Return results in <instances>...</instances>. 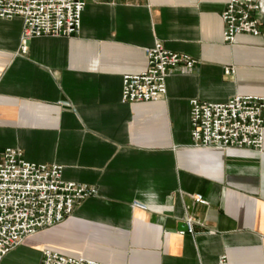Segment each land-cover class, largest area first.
Masks as SVG:
<instances>
[{
  "label": "crops",
  "instance_id": "crops-1",
  "mask_svg": "<svg viewBox=\"0 0 264 264\" xmlns=\"http://www.w3.org/2000/svg\"><path fill=\"white\" fill-rule=\"evenodd\" d=\"M229 1L89 0L78 34L32 38L26 53L23 19H0V148L98 190L2 264H41L46 249L104 264H264V147L191 136L192 99L264 97V0L261 35L234 44ZM158 41L197 67L173 71L158 101L123 103L124 76L147 69Z\"/></svg>",
  "mask_w": 264,
  "mask_h": 264
},
{
  "label": "built area",
  "instance_id": "built-area-1",
  "mask_svg": "<svg viewBox=\"0 0 264 264\" xmlns=\"http://www.w3.org/2000/svg\"><path fill=\"white\" fill-rule=\"evenodd\" d=\"M89 0H0V19H23L22 52L36 37H71L80 32ZM224 40L234 44L242 34L260 36L262 4L230 0L223 13ZM147 69L123 78V103L152 102L167 94V79L177 69L193 70L198 60L175 53L158 41L146 49ZM235 73L233 67L226 75ZM191 136L195 147H264V97L238 95L227 103L191 100ZM63 166L36 163L19 148H0V264L28 237L70 217L75 208L98 194L95 187L65 181ZM195 199L207 204L202 195ZM195 220L186 225L194 231ZM184 233V232H182ZM41 264H104L46 249ZM214 264H229L223 255Z\"/></svg>",
  "mask_w": 264,
  "mask_h": 264
},
{
  "label": "water",
  "instance_id": "water-1",
  "mask_svg": "<svg viewBox=\"0 0 264 264\" xmlns=\"http://www.w3.org/2000/svg\"><path fill=\"white\" fill-rule=\"evenodd\" d=\"M180 228H184V230H188V227L185 224L180 225Z\"/></svg>",
  "mask_w": 264,
  "mask_h": 264
}]
</instances>
